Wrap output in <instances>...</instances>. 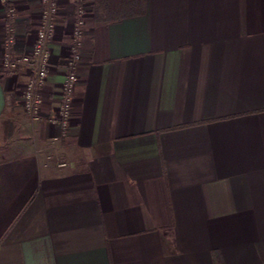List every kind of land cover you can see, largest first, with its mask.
<instances>
[{
	"label": "crops",
	"instance_id": "obj_1",
	"mask_svg": "<svg viewBox=\"0 0 264 264\" xmlns=\"http://www.w3.org/2000/svg\"><path fill=\"white\" fill-rule=\"evenodd\" d=\"M86 1L67 132L49 118L75 0H59L38 120L29 75L0 62V264H264V0H144L119 19ZM9 6L14 53L40 25V0H0V60Z\"/></svg>",
	"mask_w": 264,
	"mask_h": 264
},
{
	"label": "built area",
	"instance_id": "obj_2",
	"mask_svg": "<svg viewBox=\"0 0 264 264\" xmlns=\"http://www.w3.org/2000/svg\"><path fill=\"white\" fill-rule=\"evenodd\" d=\"M40 3V25L37 29L36 42H34L30 52L21 56L12 52L13 45L15 44V33L12 26L15 8L13 6L7 8L9 22L6 29L9 35L6 47L8 51L6 53V60L2 66L3 71L10 73H14V71L26 66L31 67L22 97L25 113L33 121L38 120L41 115L43 103L41 88L48 77L51 60L50 42L57 29V17L60 12L59 0H40ZM75 5L70 53L65 65L66 76L61 89L59 109L57 114L49 118V121L52 124L58 125L63 132H67L70 128L74 93L79 79L78 66L81 58L83 36L89 15L86 0H75ZM60 166H66V163L62 162Z\"/></svg>",
	"mask_w": 264,
	"mask_h": 264
},
{
	"label": "trees",
	"instance_id": "obj_3",
	"mask_svg": "<svg viewBox=\"0 0 264 264\" xmlns=\"http://www.w3.org/2000/svg\"><path fill=\"white\" fill-rule=\"evenodd\" d=\"M101 3L112 19L145 13L144 0H101Z\"/></svg>",
	"mask_w": 264,
	"mask_h": 264
},
{
	"label": "rangeland",
	"instance_id": "obj_4",
	"mask_svg": "<svg viewBox=\"0 0 264 264\" xmlns=\"http://www.w3.org/2000/svg\"><path fill=\"white\" fill-rule=\"evenodd\" d=\"M6 35H7V38H8L9 33H8V30L7 29H6ZM36 35H37V30L35 32L34 42H36ZM14 45H13V48H14ZM30 51H31V49H30ZM12 52L14 53L13 49H12ZM14 54H16V53H14ZM24 54H26V53H24ZM16 55H20L21 56L23 54H16ZM5 60H6V53H5V55L0 60V62L2 64L1 65V68L4 65ZM2 70H3V68H2ZM21 72H25L27 75H30L31 67L30 66H26V67L21 68L20 70L14 71L15 74H18V73H21ZM25 88H26V86H24V88L22 89V91H21L22 94L24 93ZM23 110H24V105H23ZM24 113H25V110H24ZM12 130H13V127L10 125V122L9 121H5V122L1 123V127H0V149L3 148L7 144L6 142L8 140V134H10L9 132H11Z\"/></svg>",
	"mask_w": 264,
	"mask_h": 264
}]
</instances>
